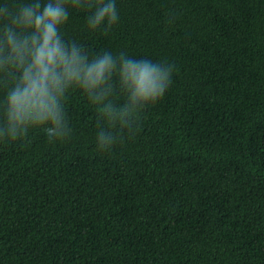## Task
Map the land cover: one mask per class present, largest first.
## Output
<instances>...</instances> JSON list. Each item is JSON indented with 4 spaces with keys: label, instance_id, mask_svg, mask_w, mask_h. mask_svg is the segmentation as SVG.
I'll use <instances>...</instances> for the list:
<instances>
[{
    "label": "trees",
    "instance_id": "trees-1",
    "mask_svg": "<svg viewBox=\"0 0 264 264\" xmlns=\"http://www.w3.org/2000/svg\"><path fill=\"white\" fill-rule=\"evenodd\" d=\"M116 8L91 29L95 9L69 2L61 39L89 62L171 66V83L131 128L109 125L101 109L129 102L117 62L99 88L64 91L63 138L45 123L0 139V264H264V0ZM12 85L0 70V128Z\"/></svg>",
    "mask_w": 264,
    "mask_h": 264
},
{
    "label": "clouds",
    "instance_id": "clouds-1",
    "mask_svg": "<svg viewBox=\"0 0 264 264\" xmlns=\"http://www.w3.org/2000/svg\"><path fill=\"white\" fill-rule=\"evenodd\" d=\"M90 7L95 11L88 19L91 29L111 26L119 21L116 0H32L28 4L0 2V70L10 73L13 85L6 97V122L0 139L16 140L30 127L51 123L49 136L63 138L66 125L59 101L70 86L88 90L99 88L119 68L129 102L116 110L111 105L101 109L109 125L131 128L137 113L146 103L162 99L171 83L173 70L151 60L131 61L105 53L88 61L76 46L66 45L60 27L67 22L66 5ZM98 61V62H97ZM103 99L96 97V102ZM117 142L112 131L100 130L97 147L110 150Z\"/></svg>",
    "mask_w": 264,
    "mask_h": 264
}]
</instances>
